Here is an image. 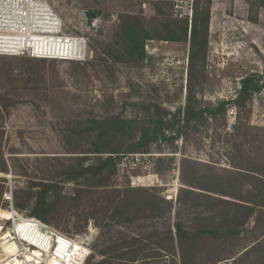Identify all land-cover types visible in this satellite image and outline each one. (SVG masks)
<instances>
[{
    "label": "rangeland",
    "instance_id": "1",
    "mask_svg": "<svg viewBox=\"0 0 264 264\" xmlns=\"http://www.w3.org/2000/svg\"><path fill=\"white\" fill-rule=\"evenodd\" d=\"M47 1L63 20L66 34L88 39L90 57L85 61H31L32 57L0 56L1 149L9 168L8 173L0 172V177L5 179L0 209L10 211L13 207L26 215L31 207L20 210L14 205L17 190L31 182L48 181L51 176L60 179L62 166L77 156L67 150L73 146L84 148L90 141L89 135L75 134L77 120L117 114L125 118L141 116L135 105L140 102L157 103L170 112L183 111L188 94L189 41L148 40L145 44L148 57L138 65L117 62L111 52L115 47L113 36L119 15L139 14L152 20L157 17L160 5L163 15L174 18L169 1L159 2L146 15L139 11L138 0ZM86 10L101 12L92 25L87 23ZM251 73L260 75L264 81V0H211L208 55L203 72L192 83L197 103L216 105L235 97L241 79ZM249 107L251 113L247 119L255 129L251 136L239 139L240 149L236 148L233 134L237 115L234 107L225 116L219 114L217 119L190 126L189 140L183 136L182 113L180 136L152 145L154 164L150 170L143 171L130 163L124 171L117 169L109 188L154 189L153 192L173 202L170 212L162 216H141L123 226L110 222L98 226L96 220H91L85 230L79 231L76 215L95 199L91 198L81 204L65 205L54 215L51 225L73 237L88 235L91 249L79 246L75 255L83 258L87 254L86 264L113 257L117 249L105 252L108 247L126 245L132 236L149 245L141 256L149 255L157 242L169 239L176 223L180 222L188 230L194 227L197 216L208 215L201 208H191L178 201L179 190L185 186L184 159L190 161L185 165L186 172L195 167L202 173L215 169L222 174L225 169L238 170L234 165L255 166L254 159L264 162V90L254 96ZM92 155L87 162L93 160ZM149 174L160 176L147 183L140 182L139 177ZM58 186L63 195L72 196L77 184L58 183ZM247 189L245 185L242 191ZM10 191L13 201L7 198ZM235 191L239 192L236 185ZM252 227L253 222L241 238L233 241L199 240L194 264H211L212 259H224L219 264H246L235 259L259 235H263L259 241L264 243V232L250 230ZM17 250L15 241L9 238L1 241L0 262L11 264L9 257ZM166 259L170 264H181V253L176 248ZM126 264L160 262L148 257V262L137 259Z\"/></svg>",
    "mask_w": 264,
    "mask_h": 264
},
{
    "label": "trees",
    "instance_id": "2",
    "mask_svg": "<svg viewBox=\"0 0 264 264\" xmlns=\"http://www.w3.org/2000/svg\"><path fill=\"white\" fill-rule=\"evenodd\" d=\"M210 19L211 0H196L191 27L187 20L163 15L160 5L157 7V17L152 20H146L139 14L119 15V24L113 36L115 47L111 49L117 62L135 65L143 62L148 57L145 50L148 40L189 41L188 94L184 110L170 112L160 104L140 102L135 105L141 111V116L125 118L117 114L77 120L74 132L78 136H90L87 146H73L67 150V153L77 156H73L72 162L62 166L60 179L56 180L55 176H51L48 181L31 182L26 188H19L14 194L15 207L20 210L31 207L29 216L51 225L54 215L63 210L65 205L81 204L84 200L95 198L76 215L79 231L85 230L91 220H96L98 226H104L106 222L123 226L141 216H162L170 212L173 202L153 192L154 189L130 186L111 189L109 186L117 174L121 154L148 153L153 144L177 139L182 129V113L183 136L185 140H189L190 126L217 119L219 114L225 116L229 108L234 107L237 115L233 134L236 137V148L240 149L242 143L239 139L251 136L255 129L247 119L251 113L249 106L254 96L264 90V81L260 75L251 73L241 79L235 97L221 100L216 105L201 106L197 103L192 83L205 67ZM30 60L45 61L36 58ZM0 99L2 100L1 95ZM1 126L0 123V172L8 173L9 168L1 149ZM90 154H93V160L87 162ZM254 161L257 162L255 166L234 165L238 170L225 169L222 174L215 169L202 173L195 167L186 172L185 165L190 161L184 159L185 186L179 190L178 201L191 208H201L208 215L197 216L194 227L188 230L180 222L176 223L175 231H170L169 239L157 242V247L149 255L141 256L149 249V245L143 243L141 238L132 236L126 245L108 247L105 252L116 248L117 253L113 257L103 258L97 264H126L137 259L148 262V257H153L160 264H170L166 258L172 256L176 248L181 253V264H194L199 240H236L248 231L251 222L254 227L250 230L259 229L264 232V162ZM193 164L195 165L194 162ZM3 181L5 179L0 177V196L5 187ZM72 182L77 184L73 189L74 196L63 195L58 183ZM235 185L239 192L235 191ZM245 185L248 189L244 192L242 190ZM218 193L231 199L214 195ZM9 218L10 211L0 209V230ZM262 236L256 237L254 243L246 247L235 262L264 264V243L259 241ZM7 238L10 235H3L0 242ZM222 260L224 259H212L211 264H219Z\"/></svg>",
    "mask_w": 264,
    "mask_h": 264
},
{
    "label": "built area",
    "instance_id": "3",
    "mask_svg": "<svg viewBox=\"0 0 264 264\" xmlns=\"http://www.w3.org/2000/svg\"><path fill=\"white\" fill-rule=\"evenodd\" d=\"M161 1L165 0H138L139 11L146 15ZM166 1L171 3L174 18L187 20L191 27L196 0ZM77 41L78 48L71 46ZM88 47L85 37L64 32L63 20L47 0H0V56L85 61L90 57ZM153 157L150 152L121 154L118 169L124 171L130 163L143 171L150 170ZM159 176L149 174L139 180L147 183ZM12 194V191L7 193L8 200L13 201ZM10 211L13 216L3 223L0 237L10 235L9 239L18 245L17 253L9 257L11 264L87 263L84 256L76 258L75 255L79 246L91 249L88 235L73 237L13 207Z\"/></svg>",
    "mask_w": 264,
    "mask_h": 264
},
{
    "label": "water",
    "instance_id": "4",
    "mask_svg": "<svg viewBox=\"0 0 264 264\" xmlns=\"http://www.w3.org/2000/svg\"><path fill=\"white\" fill-rule=\"evenodd\" d=\"M84 15L87 19V23L88 25H92V21L97 18L98 16L101 15V12L100 11H91V10H86L84 11Z\"/></svg>",
    "mask_w": 264,
    "mask_h": 264
},
{
    "label": "bare ground",
    "instance_id": "5",
    "mask_svg": "<svg viewBox=\"0 0 264 264\" xmlns=\"http://www.w3.org/2000/svg\"><path fill=\"white\" fill-rule=\"evenodd\" d=\"M60 46H61V43L59 44ZM72 45H75L77 48L79 47V45H80V43L77 41L75 44H71V46ZM63 46L65 47L66 46V43L65 44H63ZM67 46L69 47V44L67 43ZM13 216V214L12 213H10V217H12ZM2 235V234H1ZM1 238V237H0ZM87 259V254H85V260Z\"/></svg>",
    "mask_w": 264,
    "mask_h": 264
},
{
    "label": "flooded vegetation",
    "instance_id": "6",
    "mask_svg": "<svg viewBox=\"0 0 264 264\" xmlns=\"http://www.w3.org/2000/svg\"><path fill=\"white\" fill-rule=\"evenodd\" d=\"M96 19V18H95Z\"/></svg>",
    "mask_w": 264,
    "mask_h": 264
}]
</instances>
